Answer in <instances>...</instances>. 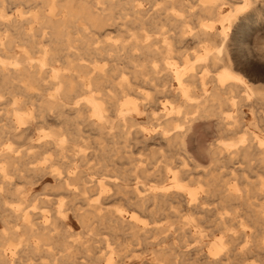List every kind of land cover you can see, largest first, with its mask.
<instances>
[{"label":"bare ground","instance_id":"bare-ground-1","mask_svg":"<svg viewBox=\"0 0 264 264\" xmlns=\"http://www.w3.org/2000/svg\"><path fill=\"white\" fill-rule=\"evenodd\" d=\"M258 2L0 0V264H127L136 245L146 264L200 251L205 264H264V84L239 72L259 68L235 48ZM198 120L219 136L207 168L186 145ZM47 176L65 193L53 212L27 188ZM71 215L86 241L69 240Z\"/></svg>","mask_w":264,"mask_h":264},{"label":"rangeland","instance_id":"rangeland-1","mask_svg":"<svg viewBox=\"0 0 264 264\" xmlns=\"http://www.w3.org/2000/svg\"><path fill=\"white\" fill-rule=\"evenodd\" d=\"M260 4L263 5L264 3H262V2L259 3L258 2V5L259 6H260ZM144 7L145 8L150 7L149 2L144 1ZM263 7H264V5H263ZM8 8H9L10 13L13 16H18V12H19L20 9L28 10L27 4L25 5V4H20V3H17V4H15V3L11 4L10 3V4H8ZM259 8L261 9L262 6H260ZM30 10H32V9H30ZM259 16H260V18L258 20L257 19H254L252 21L253 22L252 23L253 24V27H247L248 29L246 28V30L242 32L243 34L242 33L240 34V36L243 35V36H241V37H243V39L241 37H240L241 39L239 38L240 41H238V43L235 45V48H236L237 57H238V59H239L240 62L243 63V62L249 61L251 64L255 65L256 68L257 67L259 68L258 70H256V72L255 71H252V70L251 71L246 70L245 68L239 69L240 71L239 70L238 71L241 72L244 77H246V75H247L246 78L249 81H251L253 83H257V84L258 83H263L264 84V11H263V9L261 10ZM243 41H244V43H242ZM189 45H190L191 48L188 47ZM189 45H187V47H184L183 48L185 51H188V53H191L192 54L196 50L199 49L198 46L196 47V44L195 43H191ZM144 87H145V89L143 88V90L142 89H139L140 90V93H136L135 94L136 97L140 98L139 101H144L143 94H145L146 91L147 92L148 91L149 92H153L152 89H149L151 86L145 85ZM6 107H8V106H6ZM4 108H5V104L2 105V106H0V113L5 112V109ZM159 110H158V112H162L163 111V108L162 107H159ZM246 111L249 112V110H246ZM145 116L141 117L140 120L141 121H144V122L147 121L148 118H147V116L146 117ZM248 118L251 119V115L248 116ZM192 127L193 128L189 132V134H191V135L188 134L187 135V139H186L187 140L186 141L187 149L189 150L190 154H192L196 159H198V161L202 164V167L203 168H207L208 165H209V161H208L209 159L203 153V149L202 148H204L208 143H210L211 140L212 141H217V140L219 141V138H218L219 136H217V135H215L213 133V131L211 129V123L208 122V121H206V120H198L197 122H195L192 125ZM194 128H195V131H194ZM205 131H207L208 133H205ZM193 133H195V134H193ZM35 135H34V139H37L36 137L38 136V134H35ZM34 142L36 143V140H34ZM28 145H29V143H26V142H21V143H16L15 144V146L16 147L17 146L20 147V149L27 148ZM200 147H201V149H199ZM134 152H135V154H134V157L135 158H145L146 157V155H145L146 152L144 153L143 150L135 149ZM121 161L125 162V166H130L129 163L127 162L128 161L127 158H123ZM254 172L248 173V174H250V176H253L254 175L253 176L254 178L253 177L251 178L253 181H255V180L257 181L258 178H259L258 176L264 174L262 171H259L260 172V174H259L256 169H255ZM17 180H18V182H17ZM17 180L15 181V179H14V181L16 183L21 182V179L20 180L17 179ZM52 184H54V180L50 176H47L46 178H43L42 180H39L33 187H31L30 185H27V188L29 189V192L30 193H33L34 195L37 194L41 198H47V197L49 198L50 197L51 198V202L48 203V204L45 203L44 204L45 205L44 208H48L51 211L52 210L55 211V208L58 207V199L60 197H63L65 195V193L64 192H56L55 190H52L50 188V185H52ZM243 187H244V185H243ZM50 194H52V195H50ZM258 194L259 193H256V194H254V196H257L258 197L259 196ZM96 197H97V195H96V193H94L93 194V198L91 196V198H90L89 201L92 202ZM259 197H261L260 198L261 199L260 200V203H263L264 202V193L262 195H260ZM218 201L219 200H217L216 202H218ZM77 203H78V206H83L84 208L85 207H89L88 201H85L83 199L77 200ZM119 205H122L123 208H130L127 204H125L124 202H122L120 200H111V201H109L106 204V207H108V208H114L115 206H119ZM67 207H69V205ZM71 218H72V222L70 223V226H71V229H72L73 233H75V234H73L71 237H69V240L73 241V240L79 239L81 241H86V238H84L85 236L78 235L79 233L83 232L82 225L79 223V221L77 219H75L73 217V215H71ZM3 228H4V225L0 221V231ZM101 236L102 237H107L109 239L110 238L112 239V235H111L110 231L107 230V229L101 230L99 237H101ZM120 239L123 240L124 242L130 241V239L125 238V237H120ZM196 240H198V239H196ZM195 241H193L194 243L192 242V245L193 244L194 245L199 244V246H200L201 243H202L201 246H204L205 245V242H203V241H200V240H198L196 242ZM95 242H96V245L98 247H100L102 245V243L100 241H95ZM170 243H172L171 240L170 241L167 240V242H165V244H167V245L168 244L170 245ZM135 248L137 250L135 252H133L131 256L128 257L127 264H146V261H151L152 254H150V252H144L141 247L139 249V246L138 245H136ZM206 248H208V247L207 246H204V249H206ZM103 250H105V249H103ZM137 255H138V257H137ZM84 256H86L85 253H84ZM203 256H204L203 255V252L200 251V254L199 253L197 254V257H199L198 259H200V260L197 259V261L196 260L195 261L194 260L191 261V259H190V261H188V264H205L204 263V257ZM193 257L194 258H192V259H195V255ZM49 259H50V256H47V255L41 258V260L43 262L51 264V261ZM201 259H202V261H201ZM249 263H250V261L248 262V264ZM257 263L260 264L259 261Z\"/></svg>","mask_w":264,"mask_h":264}]
</instances>
